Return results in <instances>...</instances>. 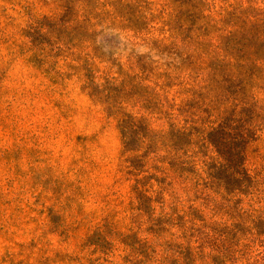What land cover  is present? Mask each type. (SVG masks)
Wrapping results in <instances>:
<instances>
[{"label": "rangeland", "instance_id": "374dc122", "mask_svg": "<svg viewBox=\"0 0 264 264\" xmlns=\"http://www.w3.org/2000/svg\"><path fill=\"white\" fill-rule=\"evenodd\" d=\"M114 78L137 107H237L240 182L164 164L138 199L92 89ZM194 225L223 256L184 250ZM0 264H264V0H0Z\"/></svg>", "mask_w": 264, "mask_h": 264}, {"label": "trees", "instance_id": "16d2710c", "mask_svg": "<svg viewBox=\"0 0 264 264\" xmlns=\"http://www.w3.org/2000/svg\"><path fill=\"white\" fill-rule=\"evenodd\" d=\"M226 69L225 66H221ZM221 71V70H220ZM97 86H92L95 95H100L102 104L106 106V112L113 116L122 137L121 155L125 174L132 180V190L143 198L147 204L153 203V191L144 187L142 181L148 170L163 169L164 164L170 172L186 171V167L198 166L213 179L215 172L228 174L240 182L243 175V164L246 160L248 144L254 140L258 128L254 124H238V121L230 117L240 114L234 111L221 110L211 112L205 119L196 115L174 109L165 102L155 105L152 100L147 101L146 106H136L129 102L121 88L125 86L114 78L110 84L101 80ZM119 86H116L118 84ZM93 85V83H92ZM114 86V87H112ZM129 99V100H128ZM237 113V114H236ZM228 116V117H227ZM200 149L195 155H189L191 150ZM211 150L216 156H208ZM138 161L141 165H136ZM147 168V170H142ZM207 190V189H206ZM149 193V195H148ZM156 194V193H155ZM208 196L202 198V209L193 208L190 217L193 221L201 223L204 220L202 214ZM204 226L192 228L196 238L194 248L187 244L184 250L191 255L199 249H210V253L223 256L219 249L211 248L205 244L211 241L208 232H203ZM226 227V226H225ZM224 242V241H222ZM225 252L224 257H229Z\"/></svg>", "mask_w": 264, "mask_h": 264}]
</instances>
